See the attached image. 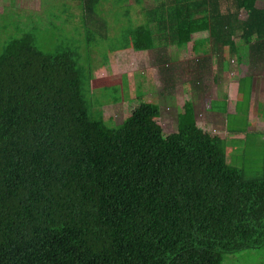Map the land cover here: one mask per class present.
<instances>
[{
	"label": "trees",
	"instance_id": "trees-1",
	"mask_svg": "<svg viewBox=\"0 0 264 264\" xmlns=\"http://www.w3.org/2000/svg\"><path fill=\"white\" fill-rule=\"evenodd\" d=\"M101 1L80 0L82 40L59 25L72 48L44 52L23 32L0 50V264H224L264 250V171L230 164L225 139L197 123L189 98L175 131L140 95L110 125L90 103L85 73L98 38L110 40L108 53L191 44L205 55L213 43L225 59L236 54L235 81L247 83L250 55L264 58V0H161L149 9L113 0L123 11L112 36ZM219 101L226 111L224 100L211 108Z\"/></svg>",
	"mask_w": 264,
	"mask_h": 264
},
{
	"label": "rangeland",
	"instance_id": "rangeland-1",
	"mask_svg": "<svg viewBox=\"0 0 264 264\" xmlns=\"http://www.w3.org/2000/svg\"><path fill=\"white\" fill-rule=\"evenodd\" d=\"M159 2L161 0H144L142 6L149 9ZM80 7V0H0V37H3L0 38V50L6 40L23 32L33 34L38 48L44 52L53 53L57 49L71 47L68 42L66 46L63 45L59 25L74 39L82 40L84 30ZM118 10L123 11L113 0L101 1L99 15L108 20V36L114 34L113 26L118 27L113 21L114 13ZM244 15L245 11L241 17ZM131 16L135 24L142 22L144 15L140 6L133 5ZM233 39L237 44L241 43L239 36ZM98 41L99 45H96L97 42L90 44L93 73L89 66L85 73L90 77L93 74L89 83L90 103L94 111L101 110L107 123L121 124L130 107L128 99L140 95L159 106L161 123L164 131L169 133L177 130L178 112L189 98L194 105L197 123L211 134L225 139L230 164L248 174L264 171V130L261 125H253L247 132L239 131L245 128L246 123L254 121L249 110L248 86L238 85L240 106L236 113L234 109L237 103L234 100L229 102L230 112L215 113L223 106L220 101L215 103L214 109L210 107L212 100L222 99L224 92L229 91V75H234L239 65L234 52L225 59L210 43L205 55L195 53L191 44L184 49L168 46L146 51L127 49L108 53L110 40L107 42L98 38ZM81 46L84 55L83 41ZM249 58L250 62L256 60H252L251 55ZM225 60L228 61L227 65H224ZM81 63L84 65V62ZM253 73L256 81L262 78L264 64L257 65ZM257 76L261 77L257 79ZM233 94H236L235 91ZM257 106L252 108L255 117L262 115L264 110V104L259 108ZM224 264H264V250L228 257Z\"/></svg>",
	"mask_w": 264,
	"mask_h": 264
},
{
	"label": "crops",
	"instance_id": "crops-1",
	"mask_svg": "<svg viewBox=\"0 0 264 264\" xmlns=\"http://www.w3.org/2000/svg\"><path fill=\"white\" fill-rule=\"evenodd\" d=\"M262 60H264V59H262ZM260 64H264V61H260V60L257 59V60H255L253 62H250V58H249L248 63H247V67H248V73H247L248 79L246 80L247 83L246 82L240 83V80L235 81V77L239 74V70H240V67L238 65L236 73L234 75L233 74L229 75V81H230L229 91H228V88H226V90L228 92H224V97L222 99H218V98L215 99V100H224V101H226L227 102L226 103V110H228V112H230V105H231V103H229V102H232L234 100V103L235 104L237 103L236 105L234 104L236 106V110L234 109V111H235L234 113H236V111L239 110L238 108L240 106V101H239L240 100V97H239L240 93H239V90H238V88H239L238 85H240V86H241V84L247 85L248 89H249V96H250V98H249L250 99V101H249V110H250L251 118L254 120L252 122L246 123L245 129L247 131L252 129L253 125H257V124H260L262 129L264 130V110L262 111L263 114L262 115L258 114L257 117H255L252 114L253 109L257 105H258L257 107L259 108L261 105L264 104V76H262V78H260L261 76H257V79L258 78H260V79L256 81V79H255L256 75L253 73L254 72V68L256 69V66L260 65ZM233 91H235L236 94H233ZM211 106H212V102H211L210 107ZM227 106H229V107L227 108ZM220 112L221 111H216L215 113L219 114ZM225 112L226 111H224V113ZM221 113H223V112H221ZM228 116L226 118H228ZM226 122H227V119H226ZM228 132H229V130H228ZM229 135H230V132H229Z\"/></svg>",
	"mask_w": 264,
	"mask_h": 264
}]
</instances>
